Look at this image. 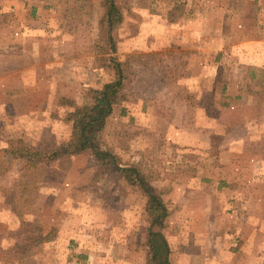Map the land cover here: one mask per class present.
Returning <instances> with one entry per match:
<instances>
[{
	"label": "rangeland",
	"instance_id": "rangeland-1",
	"mask_svg": "<svg viewBox=\"0 0 264 264\" xmlns=\"http://www.w3.org/2000/svg\"><path fill=\"white\" fill-rule=\"evenodd\" d=\"M102 1L0 0V264H146L140 188L91 153L6 152L67 142L115 55L129 99L101 141L162 191L171 262L264 264V0H118L117 53Z\"/></svg>",
	"mask_w": 264,
	"mask_h": 264
},
{
	"label": "trees",
	"instance_id": "trees-1",
	"mask_svg": "<svg viewBox=\"0 0 264 264\" xmlns=\"http://www.w3.org/2000/svg\"><path fill=\"white\" fill-rule=\"evenodd\" d=\"M102 4L106 8L103 21L109 32L108 47L111 52L117 53L118 47L113 32L122 24L123 12L118 0H103ZM110 64L114 70V77L101 88L91 90V102L80 105L70 103L72 110L68 117L71 122V134L67 142L49 150L23 152L8 149L6 152L23 159L29 167L50 163L63 155L91 153L104 170L118 172L127 183L140 188L146 196V210L150 221L146 241L148 252L146 264H173L170 260L171 247L162 231L170 214L162 191L152 183L153 176L149 172L136 163L122 165L113 149L104 146L101 141V134L108 118L120 106L121 112L125 114L123 104L129 99V94L125 90V82L129 78L128 62L115 55L110 57ZM16 249L22 250L23 245L17 243Z\"/></svg>",
	"mask_w": 264,
	"mask_h": 264
}]
</instances>
